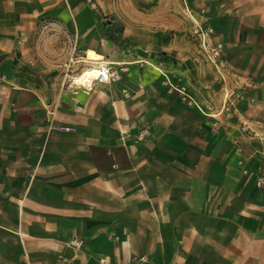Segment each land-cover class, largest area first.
<instances>
[{"label":"crops","instance_id":"crops-1","mask_svg":"<svg viewBox=\"0 0 264 264\" xmlns=\"http://www.w3.org/2000/svg\"><path fill=\"white\" fill-rule=\"evenodd\" d=\"M197 23L217 65L191 59ZM161 56L198 106L167 92ZM99 63L129 71L76 82ZM0 67V264H264V187L206 109L241 91L264 135V0H0Z\"/></svg>","mask_w":264,"mask_h":264},{"label":"built area","instance_id":"built-area-1","mask_svg":"<svg viewBox=\"0 0 264 264\" xmlns=\"http://www.w3.org/2000/svg\"><path fill=\"white\" fill-rule=\"evenodd\" d=\"M204 9H201L203 12ZM42 22L44 24H54L56 27L64 33L65 40L70 44H73L71 36L61 27V25L54 19H45ZM214 28L211 25L203 26L201 23H197L196 27L191 31L193 38L198 39L199 47L192 55V61L195 63H206L210 62L217 65L221 51L223 49V43L221 41H214L212 39L214 35ZM73 46V45H72ZM163 56V55H162ZM160 57L156 62L157 68L162 72V84L166 87L168 93H177L179 100L187 107H196L200 104L197 96L192 90L190 82L180 74L170 72L167 69L166 62L171 59L167 57ZM162 58V59H161ZM88 73L84 75L85 69L80 71V74L75 77L76 82L83 87H90L93 81H105L114 82L121 81L125 74L129 71L128 63L120 64H106L99 63L97 65L87 67ZM86 68V69H87ZM83 77V81H79L77 78ZM7 81L5 72L0 67V85ZM127 94L125 88L122 89ZM244 94L240 91L231 94V98H227L220 107L215 108L214 105H206L207 112L213 117L212 129L217 130L221 123L226 125V129L229 133L230 144L233 151L237 153L238 164L244 175L254 176V184L262 188L264 187V135L260 134L257 125L247 119H242L238 115L236 108L237 100L242 99ZM219 116H222L220 118ZM149 133V124L145 123L139 133L137 134L138 139L144 138ZM247 138L257 139L259 146H257L254 152L250 155L245 154ZM256 159L254 168L248 166L245 163L246 160L251 158ZM71 246L81 247L83 240L80 238H73L69 241ZM135 264H145L147 261L146 255H135L132 259Z\"/></svg>","mask_w":264,"mask_h":264},{"label":"bare ground","instance_id":"bare-ground-1","mask_svg":"<svg viewBox=\"0 0 264 264\" xmlns=\"http://www.w3.org/2000/svg\"><path fill=\"white\" fill-rule=\"evenodd\" d=\"M96 54L97 53H95L94 51H88V53H87V56L89 57V58H93V59H96ZM87 73H88V68L87 69H85V73H84V75H87ZM79 81H83V77H80V78H77ZM78 85V84H77Z\"/></svg>","mask_w":264,"mask_h":264},{"label":"rangeland","instance_id":"rangeland-1","mask_svg":"<svg viewBox=\"0 0 264 264\" xmlns=\"http://www.w3.org/2000/svg\"><path fill=\"white\" fill-rule=\"evenodd\" d=\"M233 149V148H232Z\"/></svg>","mask_w":264,"mask_h":264}]
</instances>
